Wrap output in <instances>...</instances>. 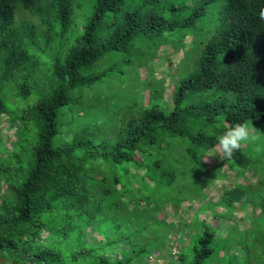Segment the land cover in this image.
Returning <instances> with one entry per match:
<instances>
[{"label": "trees", "instance_id": "16d2710c", "mask_svg": "<svg viewBox=\"0 0 264 264\" xmlns=\"http://www.w3.org/2000/svg\"><path fill=\"white\" fill-rule=\"evenodd\" d=\"M76 1L0 0V118L20 127L11 151L0 138V263L149 264L174 228L156 214L168 204L176 212L204 200V189L226 177V166L245 183L233 182L217 205L203 204L183 225L188 241L172 264H264V135L232 160L206 162L228 125L247 122L264 133V76L253 77L264 70V21L257 16L264 0H199L182 22L156 12L163 0H83L92 16L73 34ZM209 8V29L196 28ZM175 33L176 50L191 36L192 50L201 52L172 90L171 105L158 84L144 85L150 101L138 118L122 122L113 139L94 136L88 126L103 110L81 120L74 111L85 93L111 78H136L111 68L86 72L107 55L131 54L144 40L155 51L160 45L153 49L152 42ZM111 92L107 100L134 107L132 95ZM235 204L250 210V224L241 230L234 223L219 237V218L230 221ZM206 209L210 219L200 220ZM255 226L260 231L252 232ZM234 229L246 240L234 243Z\"/></svg>", "mask_w": 264, "mask_h": 264}, {"label": "rangeland", "instance_id": "374dc122", "mask_svg": "<svg viewBox=\"0 0 264 264\" xmlns=\"http://www.w3.org/2000/svg\"><path fill=\"white\" fill-rule=\"evenodd\" d=\"M199 4V0H163L155 7V9L159 15L167 20L182 22L193 13ZM181 8L184 9L181 10ZM92 12L91 3L83 0L76 1L73 17V34L77 32L76 29L80 28L83 23L92 16ZM212 12L213 9L209 8L205 15L206 23L200 22L196 25V28L204 31L209 29V23L213 21ZM20 17L30 19L29 15L26 13L20 14ZM178 38L179 35L175 33L172 38L164 37L159 41L152 42L153 44L151 43V45H153V49L160 45V47H158L155 51L146 50L147 46L150 45V42L148 40H144L140 42L143 46L137 44L135 45L131 51L132 55L110 54L105 56L97 65H95V67L92 68V70H88L86 74H89L92 71L93 73H100L111 68L116 73L122 72L126 76H129V78L136 79H124L119 80L116 83V81H112L111 78L98 90L86 92L84 102L74 109V111L77 112V119L81 120L85 116L94 117L96 110L102 109L103 111L101 113H103V116L101 118H97L96 126H88V130L91 131L98 139L110 140L116 137L118 130L123 126L122 122L126 124L128 121L133 120L136 116L137 119L142 110L141 108L149 106L150 95L149 89L146 87L151 85L153 82L161 87L163 100L171 105L172 90L181 80L187 78L201 52V50L199 53L197 50H192L191 36H187L185 38V45L176 50L174 46L178 44ZM198 41L199 40L196 39L197 43ZM139 55H143V57L141 59L137 58ZM136 65L138 66L136 67ZM132 68H135L136 72L134 74L128 73V71L132 70ZM263 76L264 70L261 72L256 71L253 77L260 79ZM162 81L163 83L160 84ZM107 83H109L110 90L109 87H104ZM111 86H113V88H111ZM111 91L132 95V97L135 98L134 107L131 108L132 106H128L130 105L129 101L123 102V100L120 99L118 102L116 97H112L107 100L105 96L112 93ZM99 94H101L100 102H98L97 99ZM193 100L194 102L201 104L202 102L210 101L211 99L207 97L202 100L201 98H193ZM9 101L13 103L14 99L10 98ZM119 103H121V105H119ZM168 104L167 109H170L171 107ZM164 109L167 110L166 106H164ZM102 122H104L103 125L101 124ZM8 126L7 116H2L0 118V138L3 140L4 146L11 151L16 138V129L20 127L18 123L14 124L12 128H8ZM67 130L68 129L64 125L62 132L66 133ZM210 155L213 157H209ZM215 155L216 154L213 152L207 155L206 162L209 163V165L220 161V157H215ZM221 172L226 177L216 180L213 184L204 189V193L206 194V198L204 200L196 199L188 203H183L176 212V208L171 207V205L168 204L167 207L163 209L164 212L156 214L157 219L173 223L174 228L168 233V237L165 238L167 239L165 248L161 251L155 252L151 257L147 258L149 264H172L174 254L178 253L181 250L183 243L188 241L187 230L183 228V225L193 222L194 217L199 213V209L203 204L210 202L217 205L223 190L227 187H231L233 182L242 184L245 183L242 178L237 177L236 174L228 170L226 166L222 167ZM249 174L250 173L248 172V177L250 176ZM215 211L217 213H223V209L220 207H217ZM211 214L212 211L210 209H206L205 213L199 216V219L209 220ZM250 215L251 212L249 209L246 212L241 211L237 208V204H235V210L230 221L221 217L219 218L220 226L218 236H225L229 227H232V225L236 227L234 223H236L237 228L239 226L241 230L244 227L247 228L250 224ZM251 231L257 232L260 230L257 226H255ZM88 235L91 238H99L96 233H93L90 230L88 231ZM243 235L244 233H240V231H236L234 229L230 237L233 239L234 243L237 241L240 244L243 239L246 240V238H243ZM43 236H45V234H43ZM124 248L125 246L123 245L121 250H124ZM234 252L238 257H243L242 250L238 247V245L235 246Z\"/></svg>", "mask_w": 264, "mask_h": 264}, {"label": "clouds", "instance_id": "9594fccd", "mask_svg": "<svg viewBox=\"0 0 264 264\" xmlns=\"http://www.w3.org/2000/svg\"><path fill=\"white\" fill-rule=\"evenodd\" d=\"M257 16L260 21H264V6L259 7ZM262 135L264 133L255 128L253 124L250 125L247 122L230 124L223 134L216 137L215 157L232 160L236 151H239L245 144L258 142Z\"/></svg>", "mask_w": 264, "mask_h": 264}]
</instances>
